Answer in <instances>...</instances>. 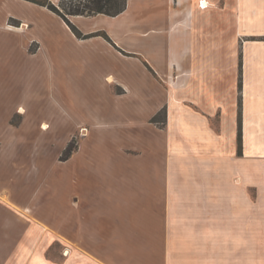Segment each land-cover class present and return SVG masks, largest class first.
<instances>
[{
    "label": "crops",
    "instance_id": "obj_1",
    "mask_svg": "<svg viewBox=\"0 0 264 264\" xmlns=\"http://www.w3.org/2000/svg\"><path fill=\"white\" fill-rule=\"evenodd\" d=\"M69 21L82 37L44 6L0 0L2 53L22 73L42 55L47 76L33 104L13 110L37 104L38 129L52 118L69 136L86 128L46 178L29 177L27 160L21 192H36L25 201L67 238L56 264H168L172 217L195 230L220 215L223 192H249L253 159L264 160V0H127L118 15Z\"/></svg>",
    "mask_w": 264,
    "mask_h": 264
},
{
    "label": "rangeland",
    "instance_id": "obj_2",
    "mask_svg": "<svg viewBox=\"0 0 264 264\" xmlns=\"http://www.w3.org/2000/svg\"><path fill=\"white\" fill-rule=\"evenodd\" d=\"M9 21L10 25L19 29L27 27L13 18ZM3 49L4 53L0 49V133L6 134L0 135V166L5 164L0 168V264H56L70 254L67 238L39 220L36 205L33 207L36 201L33 204L30 202L32 205L27 202L32 193L26 195L21 192L26 185L18 178L26 172L24 166L27 160L33 164L29 177L38 173L46 178L55 162L68 161L78 147L80 134L86 131L79 129L69 136V127L64 130L62 124L59 125L60 122L68 124V121L53 118L46 129L51 131L42 129L40 124L41 130L36 128L33 118L37 104L28 115L21 109L14 111L19 104L25 107L33 104L29 103L31 97L43 89V79L47 76L41 72L42 55L31 59L34 62L32 73H22L21 68L13 69L14 64L6 58L7 48L3 46ZM35 49L36 45L29 47L31 52ZM47 91H51L49 96L52 97L53 87ZM44 107L51 109L48 105ZM5 110L14 111L8 117V126L4 121ZM47 113L39 114L37 122L42 118L47 120ZM67 116H70L69 113ZM65 117L61 115V118ZM72 118L75 119V116ZM240 143L238 155L243 154L242 138ZM69 144L76 149L66 155L65 148ZM253 161V184L251 188L247 186L249 192L244 190L245 185L223 192L225 199L219 204L220 215L200 217L195 230L189 224L183 226L181 216L172 217L164 238L168 264H264V160L254 157ZM35 196L36 192L31 198ZM27 208L31 211L27 212ZM53 221L54 217H50L49 225ZM163 237L161 235V241ZM66 248L69 250L67 255L64 254Z\"/></svg>",
    "mask_w": 264,
    "mask_h": 264
},
{
    "label": "trees",
    "instance_id": "obj_3",
    "mask_svg": "<svg viewBox=\"0 0 264 264\" xmlns=\"http://www.w3.org/2000/svg\"><path fill=\"white\" fill-rule=\"evenodd\" d=\"M36 3L40 6H44L61 17L71 28V30L78 36L82 37L81 32L69 21V17L73 15H96L105 14L109 16H115L121 13L126 8L127 0H59L58 3H54L51 0H28ZM103 34L106 38L107 35ZM157 118V116H156ZM239 146L241 147V134L238 136ZM76 149V146L72 148L69 144L65 148V154L68 155ZM63 156V157H66Z\"/></svg>",
    "mask_w": 264,
    "mask_h": 264
},
{
    "label": "built area",
    "instance_id": "obj_4",
    "mask_svg": "<svg viewBox=\"0 0 264 264\" xmlns=\"http://www.w3.org/2000/svg\"><path fill=\"white\" fill-rule=\"evenodd\" d=\"M82 129V131L84 130V131H86V128H81Z\"/></svg>",
    "mask_w": 264,
    "mask_h": 264
}]
</instances>
